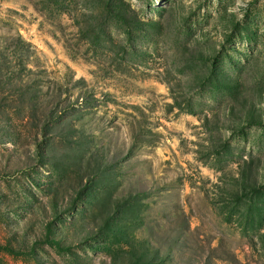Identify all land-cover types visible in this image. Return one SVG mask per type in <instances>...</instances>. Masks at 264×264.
<instances>
[{
    "label": "rangeland",
    "instance_id": "obj_1",
    "mask_svg": "<svg viewBox=\"0 0 264 264\" xmlns=\"http://www.w3.org/2000/svg\"><path fill=\"white\" fill-rule=\"evenodd\" d=\"M0 264H264V0H0Z\"/></svg>",
    "mask_w": 264,
    "mask_h": 264
}]
</instances>
